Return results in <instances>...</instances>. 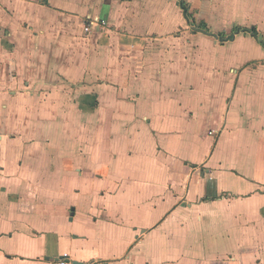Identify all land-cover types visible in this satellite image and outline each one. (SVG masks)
<instances>
[{"label":"crops","instance_id":"crops-1","mask_svg":"<svg viewBox=\"0 0 264 264\" xmlns=\"http://www.w3.org/2000/svg\"><path fill=\"white\" fill-rule=\"evenodd\" d=\"M259 40L264 0H0V264H264Z\"/></svg>","mask_w":264,"mask_h":264},{"label":"rangeland","instance_id":"rangeland-1","mask_svg":"<svg viewBox=\"0 0 264 264\" xmlns=\"http://www.w3.org/2000/svg\"><path fill=\"white\" fill-rule=\"evenodd\" d=\"M205 25L202 27L196 26V28L201 29V39L196 41L197 45L200 46L199 53L194 54L191 57V60H195L194 62L200 60L201 70L206 74L208 72H214L219 74L221 77L229 78L233 76V73L230 72V69L234 67L231 66V62L237 56L238 65L241 64V60L245 61V59L241 58L242 53L240 52L241 48L246 45H250L251 43L248 41L238 42L237 48L239 51L235 54L236 44L229 43V41L221 44L219 43V39H228L229 36L233 35L237 28H245V29H255L257 28L256 24H252L248 22L245 24L244 22H235L227 17L222 16L220 13H216L210 20L204 21ZM203 35V36H202ZM263 37V36H262ZM246 40V39H245ZM231 46H233V52L231 50ZM252 46L250 45L249 48ZM235 61V60H234ZM240 63V64H239ZM207 75V74H206ZM220 77L218 75H211ZM210 79V76L208 77Z\"/></svg>","mask_w":264,"mask_h":264},{"label":"built area","instance_id":"built-area-1","mask_svg":"<svg viewBox=\"0 0 264 264\" xmlns=\"http://www.w3.org/2000/svg\"><path fill=\"white\" fill-rule=\"evenodd\" d=\"M91 25H95V26H98V27H103L105 25V22H104V20L98 19V18L97 19H93V20H88L86 22L84 30L88 32L89 31V26H91ZM209 134H212V132H209Z\"/></svg>","mask_w":264,"mask_h":264},{"label":"trees","instance_id":"trees-1","mask_svg":"<svg viewBox=\"0 0 264 264\" xmlns=\"http://www.w3.org/2000/svg\"><path fill=\"white\" fill-rule=\"evenodd\" d=\"M181 7L183 8V9H185V6H184V4L183 3H181ZM203 24H201V27L203 28ZM251 33L256 37V32L254 31V30H251ZM259 44L262 46V47H264V40H259Z\"/></svg>","mask_w":264,"mask_h":264},{"label":"water","instance_id":"water-1","mask_svg":"<svg viewBox=\"0 0 264 264\" xmlns=\"http://www.w3.org/2000/svg\"><path fill=\"white\" fill-rule=\"evenodd\" d=\"M239 31H240V30H239V29H237L235 33H238ZM233 36H234V35H231V36H229V37H228V39H224V40L233 39Z\"/></svg>","mask_w":264,"mask_h":264}]
</instances>
